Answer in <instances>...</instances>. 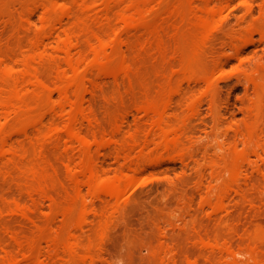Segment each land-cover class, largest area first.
I'll use <instances>...</instances> for the list:
<instances>
[{
	"label": "rangeland",
	"instance_id": "374dc122",
	"mask_svg": "<svg viewBox=\"0 0 264 264\" xmlns=\"http://www.w3.org/2000/svg\"><path fill=\"white\" fill-rule=\"evenodd\" d=\"M3 1L4 2H1L0 0L1 7L5 6L1 8L2 10L0 9V13L2 11V14H0L1 15L0 16V47H1L0 50L1 51L3 50V52L1 53H4L5 51V54L7 55L9 54L10 56H12L14 52L15 54L13 56H15L17 52H19L17 53V55L19 54L22 55L23 53H27V50L29 48L27 49L26 47H29L30 42L34 39L36 33H38L44 26V21L42 18L43 10L40 6L37 5V3L34 2V0H3ZM35 1L38 2V0ZM166 1L171 3L170 0L169 1L166 0ZM177 1L178 0H176L174 3H177ZM33 2L35 4L34 7L32 4ZM30 3L32 4L31 7H30ZM98 4L101 5L100 3H97L96 7L98 8H95L93 11L88 13H86L87 11H85L84 13H82V15L86 13L84 16L85 18L86 16L92 17L90 18L92 21L90 20L89 21L91 22V24H94V26L92 25L93 28L97 24H98L97 28L100 27L103 28L105 27V25L106 26L108 25V23L106 24L104 23L105 22V16H104L105 13L103 14L104 8H100L101 6H99ZM154 4L157 5L155 6ZM154 4L153 6L156 8H154V11H152L151 14L149 13L151 15L149 16V19L154 21V18L157 20L162 15L161 16L162 18L160 17L161 20L163 19L162 21L170 22V24L172 25L173 23H175V25H173L174 26L173 28L170 27V31H169V27H167L168 30L166 29L167 30L166 33H168V31L170 33L164 34L165 39L166 38L168 39V37H170V39L166 41L168 45L166 44V42H164V44H166L167 46H165V48L163 47L165 49V52H167L168 57L166 55L164 57L163 53H160L163 54L162 55L163 57L162 56H161L162 58L160 57V54L158 52L160 51L164 52V51L161 50L162 47L159 48L160 51L158 50L157 48L158 44H156L157 42L156 43L154 41L150 43L148 42V40L151 41L150 40L151 36H149L150 31L148 30V28L146 27L144 29L142 28L143 30H138L141 29V27L138 29L137 28L125 29L124 31H126L127 33L123 32L122 34L120 32V34H122L121 39L122 38L126 39L124 40L125 42L128 39V41H130V44L132 42L134 43L136 42L133 45L134 47H132L133 49L131 48L133 52L138 51L140 47V50L136 53L134 52V54L135 55L137 54V57L139 59L143 57L142 59L137 60L138 59L137 57H136L137 59L133 58L135 57L134 54H132L133 56H131L133 59L132 61L133 63L130 62L131 60L129 61V59H127L130 62L131 67L134 66L133 64H135V61H137V64L135 65H137V69L139 68V70H137L136 67L134 66V68L132 67L134 71L131 69L128 73L129 75L128 74L123 75L125 77H123L122 74L119 75L120 79L119 76H117L118 78L117 77L113 78L114 75L112 73H109L111 77L108 74V78L107 75H101L99 77V75L96 74L95 71L94 77L95 79L97 77L96 79L97 81H95L96 85L95 84L94 85L95 87L97 86L98 89L95 90L93 85L89 83L90 84V85L88 84L89 92H86L87 94H85L86 95L85 97L87 98H85L86 101L84 105L90 117L89 119H87L88 121L85 120L84 122L81 121L82 123H78V129H81L82 132L87 135L91 133L93 134V132L96 133L100 132L101 133L99 136L100 139L101 138L103 140L107 139L106 141L108 144L110 142H113L112 144L110 143L111 145L109 144L111 147L107 145L108 148L106 146V149L105 148L104 150L100 149V154L98 150L96 151L97 148L93 147L92 154L96 159L95 160L96 164H98L96 166L101 170L103 168V171L105 170L104 176L106 178L115 179L116 177L119 176V174L121 176L129 175V177H131L133 181L126 192L125 194L126 196H124V199L120 201V204H115V202H112L113 206L111 205L110 199L109 202H107L108 198L105 199L106 201L103 200L105 198L104 195L95 194L93 196L92 195L89 196L87 189H84V194H86V196L88 195L89 197L88 218H90V221L92 222H90L91 224L85 226L87 227L85 228V231L83 230L80 232V230L78 231L76 230L77 231L76 234L79 238H81L85 246L91 247L93 249L95 253V260H93V262L89 260L84 261L85 262L84 263L83 259H81L79 256L78 264H163V263L165 264L166 262L168 264L169 263L168 261L172 262L173 259H177V261L179 262L178 264H188L187 263L188 261L186 259L189 258L187 257H190V259H192V261H195L196 264H225V263L227 264L226 261L225 262L223 261L224 258H221L227 254L225 253V250L223 251L226 242L230 244L234 249H236L235 251H239V252L240 250L241 251L246 250V249L243 250L241 248L248 249L249 247L250 248L249 251L252 250L253 249L252 245L258 247L259 248L258 253L254 254L253 257H255V255H259L256 256L255 258L260 260V262L262 263H260L258 260L254 259L253 257L251 258V260L253 259L252 261L254 263L252 261L248 262L247 258L249 257L247 256L243 258H240L242 257V255L239 257L238 256L235 257L237 260H241L239 261L240 264L241 263L263 264L264 263V175L263 174L261 175V173L255 168L254 164L253 166L247 165L248 167L246 166V168H248L249 172H247L246 169V174L249 177L247 178L248 183L246 184L248 185L246 186V184H244L243 185L244 189L243 191L240 192H237L235 188H231L228 193L229 196L227 195L228 198L227 199L225 198V200L223 201L221 200L219 195L221 192L220 189L222 188L221 184H224L225 182L222 181L224 183H220V181L219 182L215 181L212 178V175L210 174L211 171L210 168H212L214 162L220 160L218 164L220 165L224 164V165L222 166L218 165L219 167L217 166L218 167L217 170H219L218 172H222L221 173L222 179L225 180L230 175V174L227 175L224 167L226 164L229 165L230 163L231 165V163L233 162L230 160V159L233 160V153L230 152L228 153L227 151H233V148L235 149L237 142L240 141L239 137H236L238 135H237V131L235 130H237L239 126L241 127L245 123H250L251 121L250 117H252V112L247 108H250L249 106H251L252 102H254L255 100L258 101V97H259L257 93L258 90L256 89L255 84L252 83V77L254 78V76L257 73L261 77V79L262 77L264 79V74L263 76L259 74L260 70L262 69L264 70L263 68L264 41L263 42L261 41V38H259L260 36L256 35L257 33H254L253 35L252 31H250L251 30L250 25L252 26L254 24V26H257V24L261 23L260 21L262 22L264 21V20H260L261 18L264 19L262 17V15H264V0H234L232 2L233 5L230 4V6L228 7L229 9L227 8L224 13L225 15L223 14V17L218 20V23L213 31V33L216 31L214 33V37L215 36L218 37L213 38L214 40H212L210 44L205 48V53L203 54L202 58L204 59L206 58V60L203 59L204 60L203 63L205 65L201 62L203 66V67L200 66L201 72H198L200 71L198 67H197L198 71L196 70L199 77L205 76V74L207 73V75L210 77V80L213 81V82L210 81L209 83H204L202 80H201L202 82L195 80L194 77L197 75V73L195 75V73L191 71L185 72V70H183V63L179 64V62H177L181 59L180 57L181 54L177 52L178 51L177 49H175L176 46L174 47V45H176L177 42H174L176 40L173 39L172 37L173 34H177L179 32L182 33L184 31H180L182 30L179 26L180 21L176 19H171L166 13V11H164L166 13L165 14L162 12L163 10L161 11L159 10V6H160L159 0H155ZM248 6H252V12L248 11L249 10ZM29 7H30V9H28L29 11L31 12L35 11L33 12L34 14L32 13L33 23L29 22L30 12H28L27 14L28 11L27 8ZM36 7L39 9L37 10ZM156 13L157 15H159V17L158 16L155 17ZM166 17H168L167 21H166ZM74 18L75 17H73L72 19ZM112 18L113 20L115 19V21L117 22L116 23L111 19L114 23H116L117 27L112 25L114 24L112 21H111L112 22L111 26L114 28H119V31H121V28L123 27L121 26V23L117 21V19L114 18V16ZM75 19L72 21L71 19L65 18V21H67V23L66 22L63 23L64 25H62V27H60L61 25H59V23H56L57 24L56 27H60L57 28L58 30L62 28L64 29L65 27L72 28V24H74V22L76 23ZM95 19L97 20L94 21ZM99 19L101 20L100 23L104 24V26L102 25L99 26V22H98ZM170 20L173 21L171 22ZM225 20H227L228 22H230L231 20L230 23L233 24V25L231 24L232 25L231 27H228L229 35L226 34L227 29H226V24L224 22ZM102 21L104 22L102 23ZM176 21L178 22L179 25L176 24L177 23ZM96 22L97 24L95 25ZM65 24H67L68 27ZM118 24L120 25L119 27ZM177 27L180 29L178 30ZM231 28L234 30H230ZM131 29L136 31H133ZM224 29H226V32ZM58 30L56 31L58 32ZM128 30H130L131 32L130 31L128 32ZM56 31L54 32V35L57 34V37L58 35H61V33L63 34L61 30H60L61 33L60 32L57 33ZM146 31L148 34L146 33ZM223 31L225 32V35H223L224 34ZM251 34L253 36H251ZM84 35L85 34L83 32H80L78 30L77 39L79 41L81 40V45L83 47H85L84 43L86 41L85 39L86 35L85 36ZM145 36L148 38V40ZM187 36L189 39L191 35H187ZM232 36L234 38H232ZM236 36H239V38L242 37V39H239ZM57 37H54L55 40L57 39ZM143 37L145 41L143 42L144 39H141L143 43L139 42L138 44L140 38ZM195 37L197 36H194V38ZM83 38L85 41L83 40ZM194 38L192 36V39H189L190 44L192 43V40ZM188 39L185 38L186 41ZM29 40L30 42L28 45ZM231 41L234 42L232 43ZM153 42L156 45L155 44L153 45ZM244 42L246 43L245 44L246 46L244 45ZM136 44H138L139 47ZM194 44L195 43H193V45L191 44V46L194 47ZM22 45L23 48L25 49L21 47ZM169 45L171 46L173 45V47H171L173 50L170 49L171 52H169L170 50L167 51L166 49V47L170 48ZM19 46L24 50V52ZM48 46L42 49L43 53L44 51H48V52H45L43 55L36 56L38 57V59H36L35 57L33 62H36L35 60H37L38 62H36V64L33 63L34 64L33 67L36 71L39 69L37 72L40 73L39 76L43 80H47L46 82L50 81L51 84L52 83L54 84L55 82L53 81L56 80V78L54 79V77L57 76L56 74L57 72H55L57 71L56 69H58L57 64H62L60 62H62L64 58H61L62 56H59V54L57 53L56 54L53 53L56 52L55 49H53V44H49ZM154 46L155 47L157 46L156 47L157 50L155 49ZM126 47L127 44L124 45L122 44L120 46L119 51L122 50L123 48L125 52L123 50L122 52L121 51L119 52L117 50L118 51L117 53L120 55L119 56L117 54V58L121 57L122 54L120 53H123L124 55L126 54L127 57L131 59L129 55L131 53V50L130 49L127 50ZM147 47L152 48L153 50L148 49ZM15 48L16 49L20 48V49L16 50ZM144 48L146 49V51L148 49L149 52L151 50V53L148 52L146 54ZM208 48L211 49L207 50ZM9 50L12 52V53L10 52L11 54L9 53ZM109 50L111 51L112 49ZM20 51L22 54L20 53ZM74 51H76L75 52L76 55L78 49L76 50L75 48L73 50V53ZM173 52L175 53L177 52V54H180L178 56L180 57V59L176 58L177 55L174 56L175 53L173 54ZM51 53L52 56H50ZM57 56L58 58L60 57L59 60L57 59ZM50 57H52V59ZM170 57L171 58L175 57V59L170 60ZM55 59L57 60V62ZM163 59L165 62L163 61ZM180 62H182V60ZM201 63L199 64L201 65ZM179 65L181 66L179 67ZM202 70H204V72L206 70V73H203V75H202L203 72ZM131 72L132 73L136 72L135 76H133L134 74H132ZM261 72L264 73V71ZM199 73L201 76L199 75ZM98 77L100 80L98 79ZM211 77L213 79H211ZM255 77L258 78L257 75ZM97 82L99 85H97ZM205 84L208 85L206 86ZM90 86L94 88L93 90L94 94L92 91L93 88L91 89ZM169 87L170 90L172 91L171 93L174 94L170 93V90H168ZM163 89H165L164 91H166V96H161V95H165L163 93L164 91H162ZM210 90L214 91L212 98L210 97L212 95V92H210ZM90 91L92 93H90ZM207 92H210L211 95L210 93L208 95ZM262 93L263 92H261V96H263L262 100L264 102V95H262ZM256 94H257V98H256ZM170 95L173 97L171 99L173 101L172 105L173 104L174 105L170 108L172 110H169L171 112H168L167 114V117H169V119L171 120L167 119V121L168 122L173 121L174 126L172 125V123L170 122L169 123L170 125H172L173 129L176 128L178 129V131H176L177 133L179 131H182L180 132L181 134H179V136L180 138L183 137V139H181L182 143H180L179 146L180 148L178 147L179 149L176 148L175 151L174 150L168 151L169 152L168 153L167 151L165 152V150H161V148L158 147V149L160 150L159 151L157 147L154 145V144L157 145V143H153V141L157 142V137L155 138V140H153L154 139L153 137H150V136H154V137L156 136L155 135L156 128L152 126L154 117L146 108L148 107L147 104L148 101L150 100L162 101L161 99L165 100ZM56 96L58 97L57 94ZM145 96H150V98L152 96V99L148 97L147 99ZM159 96H161L162 98H159ZM213 98L216 106L215 104H213ZM190 99L194 102L196 108L192 106L193 105L192 101L191 103L187 102L190 101ZM187 104L189 106L192 104L191 109H188L186 107L188 106ZM253 105L254 104H252V106ZM194 108L195 110L193 111ZM263 108L264 107H262L261 109L263 110ZM247 110H249L251 113H249V111L247 112ZM147 112L149 113V115L147 114ZM261 113H263V115ZM262 117L264 120V110L260 111L259 120L254 119L255 117H252L251 122H259L262 119ZM47 118L49 119V120L46 119L47 122L51 121L50 120L51 117H47ZM57 118L60 120V118L62 117H57ZM253 120H257V121H253ZM61 121H60V126L62 127L61 123H63V121L62 122ZM5 122L6 120H3L4 124H8V125L11 124V122L10 123L9 122L5 123ZM262 125L263 126H261V128H264V124ZM243 128H246V126L244 125ZM116 129L118 130L116 131ZM151 133L152 134L154 133V135H152ZM35 134L36 133L33 132V136L31 137V139L26 140L27 138L21 133L20 135L19 132L14 133L13 137L15 136L14 138L17 139L19 138V140L16 139L12 141V144L14 142L15 145H18V146L14 145L15 148L17 149L19 148L20 150V148L23 147L21 146V144H20L21 147H19V142H17V141H21L25 144L24 146H27V149L29 150L27 149L26 150L27 152L29 151L30 154L29 152L28 154L26 152L25 155L24 154L22 155L21 153L22 151L18 150V152L16 153L15 152L16 149H15V151L3 157V160H0V241L3 240V242H5L4 244L6 245L5 246L6 248H4V245L1 242V246L3 245L2 247H0L1 264L5 263L4 259L8 254H11V251L12 254L13 252L15 253L18 252L17 255L16 254L13 255V256H17L15 258L17 259L18 264H28V263L32 264V262L38 264L40 260H41L40 263L43 261L44 263L47 264H64L65 262V259L62 258H56L58 260L52 259L50 258V256H48L49 259L47 258V255H49L48 253L49 246H47L48 245L47 241L45 242L43 241V243H41L43 240L42 239L43 235L41 234L45 232L48 233L47 232L48 229L46 230V228H52V230L55 229L54 231H62V229L65 228V224H63L64 223L63 215L61 214L59 209L54 207L53 202L50 199L51 197L54 196L57 197V195H59L60 199L58 197L57 198L59 200L56 198L55 199L63 205L65 201L67 202L68 196L74 194L73 192L74 188L73 189L70 188L73 187V184L71 182V179L68 178L70 177V171H69V167L67 166L74 168L77 166L75 164L79 163L78 162L79 152L77 150L78 146L71 144L72 147L75 146V149L71 148L70 144L68 146L64 134H63L64 136L62 134L61 135L63 136L65 141L63 140V138H61L62 140H60V138L54 137L53 141L51 142L48 139L50 138L49 136V137H45L46 138L45 140H48L46 141L47 143L44 140L45 143L43 142V144L45 146L43 144L41 146L40 144L42 143L43 139L41 137H40L41 139L39 137H38L39 139L36 138ZM104 134L105 135L107 134L106 135L107 138L105 137ZM34 136L39 141L36 139H32L34 138ZM132 136H138V137L140 136L139 138L137 137V139L134 138L135 141L137 140V142H140V140H142L143 142H145V140L146 142L147 141L149 142V137L150 140L151 138L153 140L150 141L149 143L147 142L148 145L145 143L147 146H145L144 143H142L141 141L143 145L141 143H138V146L140 144V148L142 147L141 148L142 150L137 146L140 150L137 151L138 148L136 147L134 151L131 150L130 152L131 155L134 154L133 157L131 156L132 161L134 160L135 162H140L141 159L144 158L142 160L143 164L140 162L142 164V165L140 164L141 171L139 170L137 171V173L135 171L133 172L131 169L132 166L131 160L128 161L127 159H125V157L123 159V155L121 154V151H119L120 150L119 143H121V145L123 143L124 144L127 143L128 146H131L133 144L132 141L134 139H132L133 138ZM143 136H145L144 137L145 140ZM219 136H222V138H220ZM214 138L217 139L216 142H214L215 141ZM237 138L238 141H236ZM57 139H59L61 142ZM219 139L220 141H224V145L222 144L223 142L219 141ZM129 140L131 141L132 144L130 143ZM33 141L34 142L37 141L38 144H35L37 142L33 144ZM114 141L116 143H114ZM218 141L225 147L224 149L225 153L227 152L231 156V158L229 155H228L229 158L226 156V158H228L227 161H224L226 162V164L223 163V160L219 159L220 156L218 154L217 157L218 156L219 157L218 158L216 157V152L212 151L214 150V148H212V144L214 145ZM31 142L36 149L38 148L37 150L39 152L40 149L42 148L44 149V151L43 149L41 151L43 152L42 155H38L39 158L41 156L40 162L42 161L44 162L43 159H45V162L47 160L48 164L47 163L45 164L44 162L43 165L44 164L45 166L49 165L47 166L48 168L49 167L53 169L55 168L54 170L49 168L48 172L46 171L47 176H45L43 179L48 185V187L50 186L49 189H51V185H52V190H49V192L51 191V193L48 192V195L50 194L51 197L48 195L42 197L41 195H38L37 192L33 190V188H32L33 192L30 189L31 187L34 186L33 185L34 182H36L37 184V182L39 181L38 179H35L32 176L33 173L31 171L29 172L32 175L29 174V172L28 174L26 172L27 168L29 169L28 162H31V160L29 159L30 158L32 159L33 155L35 157L36 154V152H34L36 151V149L34 150V146L31 144ZM149 144H150V148H149ZM37 145L40 147H36ZM208 145H210L211 147ZM238 145H239L238 149L241 151L245 148L244 145H242V143ZM117 146L119 147V149ZM30 147L31 149L33 148L32 153L30 151ZM132 147L131 149L135 148ZM146 147L149 148L148 151H147L148 148ZM155 147L157 150L155 149ZM205 148L209 149L208 154L209 153L210 154L209 155L207 154L208 157L204 153L206 151ZM23 149L21 148V150ZM117 149L120 153L117 151ZM144 151H146V153ZM24 152L25 150L23 151V153ZM116 153H119V156L122 157H118V154ZM227 153L225 155H227ZM13 154H15L16 156ZM19 154H21L20 157L23 156L25 159L21 158L22 159L21 160L20 158H17V156L19 157ZM26 155H29L27 158L28 162L26 160L27 157ZM43 155L45 157L42 158ZM141 155H143L141 159L138 158ZM144 155H146V157H144ZM6 157L9 158L7 159ZM10 158L12 159L11 161L14 160L16 162H10ZM39 158L36 159L39 160ZM68 159L69 161H67ZM137 159L139 161H137ZM253 159L254 160L256 159V165L259 164V166L263 167L264 169V162H262L264 160L261 159L262 160L261 161L259 160L260 158L258 159L255 156L253 157ZM257 160H258V164H257ZM127 161L131 162V164L128 163ZM19 162L21 163L19 164ZM22 162L25 166L28 163L27 167L23 166ZM12 163H14L15 165L18 163L16 165L17 168ZM128 164H130V166H128ZM19 165L24 167L26 171L24 170V168H22ZM15 168L18 174L15 171ZM220 169L224 170L225 172L220 171ZM256 170L258 173L256 172ZM21 171L26 173L28 175V178L32 176L31 179L32 180L35 179V181L29 179L31 180L29 182L30 183L32 182L31 184L27 183L28 178L26 182L21 181L24 184L25 189H21L23 187L22 186L23 184H21L18 180V177L19 178L22 177V176L20 177L19 175L21 174ZM206 171L209 173H207ZM49 172H51V174H54V176L51 175ZM200 172L204 174L200 175ZM55 174L58 175L57 178L55 177L56 176ZM48 175L52 176V180L54 179L55 183L56 180L59 179L58 181L61 182V184L58 182L56 184H54L53 182H52L53 184L50 183L52 180L51 178L47 179L49 177ZM26 177L24 178L26 179ZM22 178L20 180H22ZM229 178H231V176ZM48 180H50V182ZM229 180L231 182V179ZM230 182L228 181L226 183H230ZM25 183H27V185L29 186V189L27 188L28 190L26 189V187L28 186H25ZM17 184H19V186L21 187L19 188ZM36 184L35 186L38 185ZM63 184L65 188L64 186L61 187ZM211 184L213 186V190H211L212 187L210 189ZM69 189L72 190L69 191ZM199 189H201V192ZM68 191L70 195L68 194L67 197L65 198L66 195L64 194L65 192L67 194ZM212 191H214V193H212ZM62 194L64 195V197L60 196ZM102 196L104 197L103 199ZM47 197L48 198L50 197L49 198L50 201L47 199ZM99 197H101V199ZM63 198L66 200L63 201ZM33 199H35L36 201L34 202ZM113 207L114 209H116L117 207V209L113 210ZM224 209L226 211H224ZM227 210L229 211L227 212ZM57 213L59 215H56ZM102 218H105L106 220L108 219V221L104 222L106 220ZM101 219L104 221H102ZM99 222L100 225L101 223H104L102 225L106 227L104 234L101 233L102 230L100 225L98 224ZM105 223L107 225H105ZM40 227H44L43 229L44 232L43 230H41L39 233ZM99 228L101 231L99 230ZM52 230L50 229L48 231H52ZM70 230H74L73 227L70 228ZM10 232L13 235L11 237L13 242L10 239V235H11ZM37 235L40 236L38 237ZM17 238L18 240L21 241L20 243L22 244V246L20 245L19 242L17 241L16 243L14 242L15 239ZM40 238L41 241H39ZM32 241L38 242L39 244L41 243L44 249L41 248L42 246H40L38 251L35 252L36 260L25 261L23 260L24 258L23 248L25 247V251L28 252L29 245L30 243H32ZM1 248L2 249L4 248V250L2 251ZM260 248H262V252ZM5 249L7 250V253ZM19 251H21V253ZM41 251L43 253H41ZM259 253H261V255ZM38 254L39 256L41 254V256L39 257ZM2 258L3 260H1ZM66 263L67 262H65V264ZM75 263H77V260ZM172 263L174 264V261Z\"/></svg>",
	"mask_w": 264,
	"mask_h": 264
},
{
	"label": "bare ground",
	"instance_id": "6f19581e",
	"mask_svg": "<svg viewBox=\"0 0 264 264\" xmlns=\"http://www.w3.org/2000/svg\"><path fill=\"white\" fill-rule=\"evenodd\" d=\"M172 1L170 0L171 3H169L166 0H159V5H160L159 10L160 11L163 10L162 11L163 13H165L164 11H166V13L168 14V16L171 19H176V20L180 21L179 22L180 25L178 24L177 21H176L177 22L176 24H178L180 26V28L182 29L180 31H184L182 33L181 32L177 33L178 32L177 31L176 32L177 34H173L172 38L176 40L174 42H177L176 45H174V47L176 46L175 49H177L178 50L177 52L180 53L181 55L177 54V52L176 53L173 52V54L175 53L174 56L177 55L176 58L180 59V57H181L180 60L178 59L179 61H177V60L176 61L179 62V64L183 63V70H185V72L191 71V72H194L196 75V73L198 71L197 67L200 70V68H201L200 66H202L203 61L206 60V58L205 59L202 58L203 54L205 53V48L210 44V42L212 40H214L213 38L218 37V36L214 37V33L216 31L213 33L214 28L218 23V20L223 17V14L225 13L226 9L230 6V4L233 5L232 2L234 0H178L177 3H174L176 0L173 2ZM1 2H4V1L1 0ZM34 2L37 3V5L40 6L43 10L42 18L44 21V26L38 33H36L34 39L32 38L33 40L31 42H30L31 39L28 41V45H29V42H30V45H29V47H26L27 49L29 48L28 50L26 49L27 53L22 54L20 51V53L22 55H20V54L17 55V53H19V52H17L16 55L13 56L15 54V52H14V54L12 56H10L9 54L8 55L5 54V51H4V53H1V52H3V50L2 51L0 50V160H3V157L12 153L13 151H15V149H16L15 152L16 153L18 152L19 148L18 149L15 148V146H18V145H15L14 142L12 144V141L17 139V138H14L15 136L13 137L14 133H17V132H19V135H20V133L22 135H24L27 138L26 140L31 139V137L33 136V132L36 133L35 134L36 138L41 137L43 139L42 143L39 142V143H41L40 144L41 146H42L44 140L46 139L45 137L50 136V138H52V139H50V138H48V139L52 142L54 137L60 138V140H62L61 138H63L64 135H65V140L68 143V146H69V144L78 146L77 150L79 152L78 153L79 154V161H78L79 163L78 164L76 163L75 165H77V166L74 168L67 166V167H69V171H70V177H68V178L71 179V182L73 184V187H70V188H72V189L74 188V191H73L74 194L73 195L69 194V191H71L72 189L71 190L69 189L67 194L65 192V194H64V195H66L65 198L67 197L68 194L70 196H68L67 202L65 201V203H63V205L61 203H59V201L56 200L59 198V195H57L58 198L56 196L51 197L50 194L48 195L49 190H52V185H51V189H49L50 186L48 187V185L46 184V182L43 179L45 176H47L46 171L48 172L49 168H51V167L48 168L47 166H49V165L45 166V164L47 163V160L45 162V159H43L45 162L44 165H43V163H44L43 161L40 162L41 156L39 158L38 155H42L43 152H41V151L43 148L40 149V152L37 150L38 148L37 149L35 148V146L33 144L37 141H35V142L33 141V144L31 142V144L34 146V150L36 149V151H34V152H36L35 157L33 155V158L29 159V160H31V162H28L27 158L29 155H26L27 156L26 160L29 163V169L27 168V171H26L24 167H22L21 165H19V166L24 168V170L27 172V174L29 171H31L33 173V175L30 172H29V174H31L35 179L39 180L37 182L38 185L36 184V182H34L37 186H35L34 183H33V185L35 187L34 186L31 187V185H30L31 191L32 192H33V190L36 191L37 194L41 195L42 197H45L47 195L50 196L51 197L50 200L53 202L54 207H56L57 209L60 210V212L64 218V220H63V222H64L63 224H65V228H63L64 230L62 229V227H61L62 231H54L55 229L52 230V228H46L45 227L46 230L51 229L52 231L47 230L48 233H46V232L42 233L41 232L42 233L41 235H43V238H42L43 240L41 243H43V241L44 242L47 241L48 245L47 244L46 245L49 246V250H48L49 255H47V258H48V256H50V258L55 259V260H58L56 258H62V259H65V262H67L66 264H72V263L74 264L77 260V263H75V264H78L79 263L78 258L80 256V258L83 259V262L88 261V260L93 262V260H95V253H94L93 249L91 247L85 246L84 242L76 234V232L78 230H80V232L83 230L85 231V228H87L85 226L91 224L90 222H92V221H90V218H88V211H89V197H88V195L89 196H91V195L93 196L95 194L104 195L105 198L102 196V199L104 198L103 200L106 201L105 199L108 198L107 202H109V199H110L112 206H113L112 202H115V204H120V201L124 199V196H126L125 194H126L128 188L130 187V185L132 184L133 179L131 177H129V175L128 176L124 175L125 176L124 177L123 175L121 176L120 174H119L120 177L117 175L118 177H116L115 179L114 178L113 179L106 178L104 176L105 170L103 171V168L101 170L96 166L98 164H96V161H95L96 159L94 158V156L92 154L93 153L92 149H93V147L94 148L96 147L97 148L96 151L98 150V152L100 154V149H103V150H104V148L106 149V146L109 145L110 143L112 144L113 142H110L108 144L106 141L107 139H105V140H103L102 138L100 139V137H99L101 134L100 132H97V133L93 132V134L90 132L92 134V136H91V134H88L91 136L90 137L87 134L83 133L81 129H78V123H82L81 121L84 122L85 120L89 119V117H90V115L87 113V109L85 108V105H84V103L86 101L85 98H87V97H85L86 96L85 94H87L86 92H89L88 84L89 83L92 84L93 87L95 88V90L98 89L97 86H96L97 88L95 87V85H96L95 81H97L96 80L97 77H96V79L94 77L95 71H96V74L99 75V77L101 75H107V78H108V74L112 73L114 75V77H113V75H112V77L116 78L117 76H119L121 74H122V76L127 75L129 73V71L132 69V67L134 68V66L137 69V65H135V64H137V61H135V64H133L134 66L131 67V65H130V62L133 61L131 56H133L132 54H134V52L136 53L140 50V47L138 44H139V42H142L141 39H144V37L140 38V41H138V44H136V45H138L139 50L137 49L138 51L133 52L132 47H134L133 45L136 42L135 43L132 42L133 44L132 43L130 44V41H128V39H127L128 42L127 41L125 42L124 40H126V39H124V38L121 39V37H122L121 35L123 34V32H126V31H124L125 29H130V28H137L138 29L141 27V29H138V30H143L145 27L148 28V30L150 32L148 30L147 31L150 33L149 36H151V39L149 38L151 41L148 40V38L146 37L147 35L145 36L147 38L148 42L149 43L152 41H154L155 43L157 42L156 44H158V47L157 46L156 47L158 48V50L160 47H162L161 50L164 51V52H161L160 50H159L160 52L157 51L159 54L160 53L164 54V55L160 54V57L162 55L164 57H165V55L168 57L167 52H165L164 48H165V46L168 45L166 41L168 39H170V37H168V39L167 38L165 39L164 34L170 33L169 32L170 27L173 28L174 27L173 25H175V23H173V25H172V24H170V22L162 21L163 19L162 20L160 19V17L162 15L159 17V15H157V13L155 16V17H157V16L159 17L157 20L155 18H154V21L149 19V16H151L150 15L151 12L154 11V8H156L153 6L155 0H38V2H36L34 0ZM34 2L32 3L33 7L35 5ZM97 3L101 4V5L98 4L99 6H101L100 8H104V10L103 9L102 10H103V14L105 13V15H104L105 16V22L102 21V23L103 22L105 24L108 23V25L107 26L105 25V27H103V28L102 27L97 28L98 24L96 22L95 25L96 24L97 25L94 27L95 28L94 29L93 28L94 24H91V22H90V21H92L90 19L92 17L86 16V18L88 17L87 18L88 20H87L84 16L86 13L93 11L95 8H98V7H96ZM156 3H157V1H156ZM32 4L30 3V7L32 6ZM2 7H5V6H2ZM2 7L0 5V9ZM30 7L27 8V10L30 9ZM248 7H249L248 11L252 12V6H248ZM38 9L39 8H37V10ZM25 10H26V7H25ZM75 10H77V11H75ZM4 11H5V9H4ZM85 11H87V12L84 15H82V13H84ZM28 12H30L29 13V22L33 23L32 13L35 11L31 12L28 10L27 14H28ZM0 14H2V11ZM110 14H112L114 16V18H116L117 21H119L121 23V26H123L122 28L120 27L121 31H119V28H114L111 26V23L113 21L114 22H116V21H115V19L113 20V18H112L113 16ZM160 14H162V13H160ZM73 17L76 18V19L74 18L76 20V23L74 22V24H72V28H66L64 26L65 27L64 29L63 28L59 29V30L57 29V28L62 27V25H64L63 23H65V22L67 23V21H65V18L71 19L73 21L74 20V19H72ZM262 17L264 18V15H262ZM167 18L168 17H166V21H167ZM96 20L97 19H95L94 21H96ZM164 20H165V18H164ZM227 20H225L224 22L226 24V29H227L226 34L229 35L228 27H231L233 24L230 23L231 20H230V22H228ZM260 20H264V19L261 18ZM260 20H258V21H260ZM170 21L172 22L173 20H170ZM98 22H99V26H101V25L104 26V24L100 23L101 22L100 19ZM260 22L261 23L257 24V26H254V24L252 23L253 27L250 25L251 28L250 27L249 28L251 29L250 31H252L253 35H254V33H257L256 35H259L260 36L259 38H261V41L263 42L264 41V21L263 22L260 21ZM56 23H59V25H61V26L56 27V25H57ZM68 23H69V21H68ZM116 23H114L112 25L117 27ZM70 24H71V22H70ZM65 25H67V24H65ZM119 26L120 25L118 24V27ZM67 27H68V25H67ZM167 27H169L168 33H166L168 30ZM96 28H97V30H96ZM180 28H178V30ZM77 29L86 35V38H85L86 41L83 38V40L85 41V43H84L85 47H83L81 45V40L79 41L77 39V32H78ZM122 29H123V31H122ZM226 29H224L225 32H226ZM56 30H58V32ZM60 30L63 32V34L61 33ZM131 30H133V29H131ZM230 30H234V29L231 28ZM230 30H229V32H230ZM55 31L57 33L60 32L61 35H58V37H57V34L54 35ZM129 31L130 30H128V32ZM133 31H136V30H133ZM147 31H146V33H147ZM219 31H221V30H219ZM120 32L122 34H120ZM173 32H174V30H173ZM225 32L223 31V33H224L223 35H225ZM248 32H249V30H248ZM172 33H171V35H172ZM193 33L194 34L196 33V34L194 35ZM187 35H191L189 39H192V36H193V38H194V36H197L194 38L195 40L194 39L192 40V43H191L192 45H193V43H195L194 47L191 46ZM253 35L251 34V36H253ZM54 37H57V39L55 40ZM166 37H167V35H166ZM236 37L239 38V36H236ZM185 38L188 40L186 41ZM232 38H234V37L232 36ZM164 39H165V41H164ZM239 39H242V37ZM144 41H145V39L143 40V42ZM154 42H153V45L155 44ZM164 42H166L167 45L164 44ZM186 42L187 43L189 42L188 43L189 45ZM231 42L233 43L234 41H231ZM245 42H244V45L246 44ZM49 44H53V49H55V51H56L53 53H55V54L57 53V54H59V56H62L61 58H64L63 61L60 60V61H62V62H60L62 64L55 63V64H57L58 69H56L57 71H55V72H57L56 73L57 76L54 77V79L56 78V80L53 81V82H55L54 84L53 83L51 84L50 81L46 82L47 80H43L39 76L40 73L37 72L39 69L37 68L38 70L36 71L33 67V65H34L33 63L36 64V62H38L37 60H35L36 62H33L35 57L39 56V55H43L45 52H48V51H44V53H43L42 49L46 48ZM120 44L121 45L127 44V47H126L127 50L128 49L131 50V53L129 54L131 59L129 57H127V55L125 54L127 57L126 58L123 53H120L122 55H121V57H119L120 55L117 52L119 51V48L121 46ZM173 44H175V43H173ZM153 45H152V48H153ZM169 46H170V48L166 47L167 51L172 49L171 47H173V45L172 46L169 45ZM245 46H243V47H245ZM21 47L23 48V45ZM128 47H130V48H128ZM156 47H155V49H156ZM20 48H18V49L15 48V49L19 50ZM75 48H76V50L78 49V52L76 55H75L76 51H74V53H73V50ZM147 48L152 49L149 47H147ZM0 49H1V47H0ZM23 49H25V48H23ZM109 49H112V50L110 51ZM148 49H147V51H146V49L144 50V51H146V54L149 52ZM210 49L211 48H208L207 50H210ZM26 50H25V52H26ZM122 50L124 51L123 48H122ZM122 50H120V51L122 52ZM130 50H129V52H130ZM52 51H54V50H52ZM10 52L11 51L9 50V53ZM23 52H24V50H23ZM143 52H142V54H143ZM169 52H171V50ZM140 53H141V51H140ZM149 53H151V50ZM60 54H62V55H60ZM117 54L119 55L118 56L119 58H117ZM138 55H139V53H138ZM179 55H180V57H178ZM50 56H52V53ZM134 56L135 57H133V58H135V59L138 58L137 54L136 55L134 54ZM50 58L52 59V57H50ZM59 58L57 56L58 60H59ZM142 58L143 57H141L140 59H142ZM36 59H38V57H36ZM127 59H129V61L130 60L131 61L129 62ZM140 59L138 58L137 60H140ZM173 59H175V57L174 58L170 57V60H173ZM181 60H182V62H180ZM163 61H164V59H163ZM56 62H57V60H56ZM199 63H201V65ZM181 65H179V67ZM137 70H139V68ZM202 71H203L202 75H203V73H206V70H205V72H204V70H202ZM261 71H264V70L262 69L259 72V74L261 76H263L264 73ZM198 72H201V70ZM135 73L134 72L132 73V74H134L133 76H135ZM194 73H192V74H194ZM136 75H138V74H136ZM199 75H200V73H199ZM256 75L258 76V78L255 77ZM256 75L254 76V78L252 77V83L255 84L256 89L258 90L257 91L258 96H259L258 101L255 100L254 102H256V103L252 102V104H254L253 106L251 104L252 107L247 105L250 107L247 109H249L252 112V117H255L254 119L259 120V113H260V111L264 110V108H263V110L261 109L262 107H264L263 106L264 102L262 100L263 96H261V92H263L262 95H264V79H263V77L261 79V77L257 73H256ZM99 77H98V79H99ZM110 77H111V75H110ZM123 77H125V76H123ZM101 78H103V77H101ZM119 79H120V76H119ZM194 79L199 81V82L202 80L204 83H209L211 81L210 77L207 75V73L205 74V76H202V77H199L198 73H197V75L194 77ZM211 79H213V78L211 77ZM249 79H251V78H249ZM99 80H98V82H99ZM98 82H97V85H99ZM211 82H213V81H211ZM205 85L207 86L208 84H205ZM213 85H214V83H213ZM93 87H91V89ZM211 87H214V86H211ZM94 88L92 89V91L94 90ZM171 88H172V86H171ZM214 89H216V88H214ZM164 90L165 89H163L162 91H164ZM168 90H170V87ZM162 91H159V92H162ZM168 92H167V94H168ZM171 92L172 91L170 90V93ZM210 92H212V95ZM210 92H207V93H208V95L210 93V95H211L210 97L212 98L214 91L210 90ZM90 93H92V92L90 91ZM163 93L165 95H161L160 93L159 94L161 96H166V91H164ZM56 94L58 95V97L56 96ZM93 94H94V91H93ZM171 94H174V93H171ZM161 96H159V98H162ZM145 97L150 98V96H145ZM214 97H215V95H214ZM153 98H154V96H153ZM171 98H173V97L170 95L165 100L161 99L162 101L150 100V101H148V103H147L148 107L146 108L151 113V115L154 117L153 118L154 121H153L152 126L154 128H156L155 129L156 130V134H155L156 136L155 137L150 136V137H153L154 138L153 140H155V138L157 137V142L156 141L154 142L152 140V138L150 140V137L147 136V137H149V142L153 141V143H157V145L154 144L157 147V149L159 147V148H161V150H165V152L166 151L167 152L172 151V150L175 151V149L180 146V143H182L181 139H183V137L180 138V136H179V134H181L180 132H182V131H179L177 133L176 132V131H178V129L176 128L177 126L174 127L176 129H173V127H172L173 121L172 122L169 121L170 123H172V125H170V123L167 121V119H169V117H167V114H168V112H171L169 110H172L170 108L174 105V104L172 105L173 101ZM256 98H257V94H256ZM150 99H152V96ZM155 99H157V98H155ZM146 100H144V101H146ZM186 100H189V99H186ZM191 101L192 100L190 99V101H187V102L191 103ZM145 104H146V102H145ZM213 104H215L214 98H213ZM191 105L190 106L188 105L186 107L188 109H191ZM192 106L195 107L194 102H193ZM215 106H216V104H215ZM144 108H145V106H144ZM195 108L193 109V111L195 110ZM249 110H247V112ZM250 111H249V113H251ZM253 112H254V114H253ZM147 114L149 115L148 112H147ZM261 114L263 115V113H261ZM152 116H150V117H152ZM168 116H170V115H168ZM261 116H260V118H261ZM47 117H51V119H50L51 121L47 122V120H49ZM57 117H62V118H60V120H59ZM252 117H250L251 121H252ZM56 118L59 120V123H58V120ZM3 120H6V122H9V123L11 122V124H9V125L4 124ZM61 120L63 121V123H61L62 127L60 126ZM150 120H152V119H150ZM169 120H171V119H169ZM257 120H253V121H257ZM251 121H250V123L244 124L246 126V128H243L244 125H242L243 126V127L241 126L242 128L239 126L240 128L238 127V129L236 128L237 130H235V131H237V135H238L236 137H239L240 141H238V138H237L236 141H238L239 143L237 142V145L235 144L236 145L235 149L233 148V151H227L228 153L229 152L233 153V160L230 159L231 161H233L231 163V165L229 162H228L229 165L226 164V162H224V161H227L229 158L228 157L229 154L227 152H226L227 155H225L226 154L224 151L225 147L223 146L224 141H220V139H219L220 142H223L222 143L223 145L221 143H219V141L214 145L212 144V148H214V150H212V151L216 152V157H217V154L220 156L219 159L223 160V163L226 164L224 169H225L227 175L230 174L227 178L225 177L226 178L225 180H223L222 176H221L222 172H218L219 170H217V168L219 167L218 165H220V164H218V162L220 160L217 161V159H216L217 162L213 161L214 164H213L212 168H210L211 169L210 174L212 175V178L215 181H218V182L220 181V183L225 182L224 184H221L222 185V188L220 189L221 192L219 190V192H220L219 196H220L221 200H223V201L225 200V198L226 199L228 198L227 195H228L231 188H235L237 190V192L243 191V189H244L243 185L248 183L247 178L249 177L246 174V169H247V172H249L248 168H246L247 165L253 166V164H254L255 168L261 173V175L262 174L264 175L263 167L259 166L258 160H257L258 165H256V159L255 160L253 159V157L255 156L258 159L260 158L259 160H261V159L264 160V155H263L264 154L263 153L264 152V131H263L264 128H261V126H263L262 124H264V120L262 117V119L259 122H251ZM262 121H263V123H262ZM259 123H260V125H259ZM150 124H152V123H150ZM246 124H248V125H246ZM117 130L118 129H116V131ZM145 133H147V132H145ZM145 133H144V135H145ZM148 133H149V130H148ZM61 134L62 135L64 134V135L62 136ZM106 135H105V137L107 138ZM152 135H154V133ZM102 137H103V135H102ZM132 137H131L132 139H134V138L137 139L138 136H132ZM144 137L145 136H143V138ZM219 137L222 138V136H219ZM219 137H217V138H219ZM36 138L34 136V138H32V139H36ZM38 139H36V140H38ZM214 139H215L214 142H216L217 139L216 138H214ZM17 140H19V138ZM57 140H59V139H57ZM63 140H64V138H63ZM144 140H145V138H144ZM46 141H48V140H45V142ZM55 141H56V139H55ZM141 141L142 140H140V142H137V140L135 141V139H134L132 141L133 144L130 141V143L133 145V147H132V145L128 146L126 142H125L126 144L123 143L124 145L123 144L121 145V143L118 142L120 144V146H119L120 150L119 151H121V154L123 155V159L125 157V159H127L128 161L131 160V162H132L131 169L133 172L135 171L136 173H137V171L140 170L141 165L143 164L142 160L144 158L141 159V157L143 155L138 157L141 159L140 162L142 164L140 162H135L134 160L132 161V157L134 154L132 152L133 155H131L130 152H131V150L134 151L136 149V147L138 146V143H141ZM17 142H19V147L23 146V147H21L22 149L24 147H26L23 150H21V148L19 150V151H22L21 152L22 155L23 154L25 155L27 150H29V149H27V146H24L25 144L23 142H21V141H17ZM147 142H146V140H145V142L142 141V143H144L145 146L148 145L149 142L148 143ZM214 142H212V143H214ZM22 143H23V145H22ZM114 143H116V142L114 141ZM153 143H151V144H153ZM241 143L245 147V148L243 147L244 149L242 151L238 149L239 148L238 144H241ZM20 144H21V146H20ZM35 144H38V142ZM58 144H60V143H58ZM72 145L70 147L75 149V146L72 147ZM110 145H109V147H111ZM210 145H211V143H210ZM210 145H208V146H210ZM31 147H30V151L32 153L33 148L31 149ZM36 147H40V146L37 145ZM119 147H118V149H119ZM131 147L132 148L135 147V148L131 149ZM138 147L140 148V144ZM156 147H155V149H156ZM233 147H234V144H233ZM107 148H108V146H107ZM139 148L137 149V151L140 150L142 147L140 149ZM146 148H148V147H146ZM149 148H150V144H149ZM149 148L147 149V151L149 150ZM208 148H205L206 151L204 150L205 155H207L209 152ZM118 149H117V151H118ZM24 150H25V152L23 153ZM103 150H102V152H103ZM144 150H146V149H144ZM210 150H211V148H210ZM43 151H44V149H43ZM28 152H27V154H28ZM144 152L146 153V151H144ZM119 153H116V154H118V157H122V156H119ZM29 154H30V152H29ZM140 154H141V152H140ZM13 155H15V154H13ZM20 155L21 154H19V157L17 156V158H20V159L24 158L23 156L20 157ZM146 155H144V157H146ZM208 155H207V157H208ZM226 156L228 158H226ZM9 157H6V158L8 159ZM43 157H45V156L43 155L42 158ZM14 158H16V157H14ZM36 158H39V160H37ZM230 158H231V156H230ZM11 160L12 159L10 158V162H16L14 160L13 161H11ZM67 161H69V159ZM137 161H139V160L137 159ZM23 162H22V164H23ZM71 162H73V161H71ZM131 162H128V163L131 164ZM262 162H264V161H262ZM20 163L21 162H19V164ZM28 163H27V165H28ZM12 164L15 165L14 163H12ZM66 164H67V162H66ZM130 164H128V166H130ZM16 165H15V167L17 168ZM27 165L25 166L23 164V166H25V167H27ZM222 165H224V164H221L220 166H222ZM16 168H15V171L17 172ZM46 168H47V170H46ZM51 169L54 170L55 168L54 169L51 168ZM257 170H256V172H257ZM18 171H20V170H18ZM220 171H224V170L220 169ZM201 172H202V170H201ZM201 172H200V175L204 174ZM23 173L24 172L21 171V174H19L20 177L21 176L23 177L26 174V173H24V174ZM49 173L51 174V172H49ZM207 173H209V172H207ZM17 174H18V172H17ZM27 174L24 176V177L27 176L26 179L24 177L23 178L21 177L22 180H20L21 178L18 177V180L21 184H23L21 181H23V182L27 181V178H28ZM51 175L54 176V174H51ZM55 175H56L55 177L57 178L58 175L57 174H55ZM230 176H231V178H229ZM31 177L28 178V181H27L28 184L30 183L29 181L32 180ZM55 177H53V178H55ZM250 177H251V175H250ZM50 178L52 180V176H49L47 179H50ZM228 178L231 179V182ZM29 179H31V180H29ZM35 179H33V180L35 181ZM58 180H56V183L58 182L61 184V182H59ZM48 181L50 182V180H48ZM222 181H224V182H222ZM228 181L230 183H226ZM52 182L54 184H56L54 182V179L50 183H52ZM27 183H25V186H28ZM57 185H59V184H57ZM221 185H220V187H221ZM247 185L248 184H246V186ZM17 186H19V184H17ZM22 186L24 187V184ZM54 186H56V185H54ZM63 186H64V184L61 187H63ZM70 186H71V184H70ZM20 187L21 186H19V188ZM23 187L21 189H25V187L24 188ZM211 187H212V189H211ZM27 188L29 189V186L26 187V189ZM32 188H33V190H32ZM64 188H65V186H64ZM84 189H87V191H88L87 196H86V194H84ZM201 189H202V187H201ZM201 189H199L200 192H201ZM210 189L213 190L212 184L210 186ZM27 190H26V192H27ZM63 191H66V190H63ZM49 193H51V191ZM212 193H214V191H212ZM62 195H60V196L64 197V195L63 196ZM49 198L47 197L48 200H49ZM99 198L101 199V197H99ZM35 199H33L34 202L36 201ZM64 200H66V199L63 198V201ZM108 204H110V203H108ZM56 208H55V210H56ZM116 209H117V207H116ZM116 209H114V207H113V210H116ZM224 211H226V210L224 209ZM228 211L229 210H227V212ZM53 212H54V210H53ZM56 215H59V214L57 213ZM103 215H105V214H103ZM226 215H228V214H226ZM102 219H105V218H102ZM102 221H104V220H102ZM107 221H108V219L104 222H107ZM48 224H50V223H48ZM98 224L100 225V222ZM102 224H104V223H101V225H100L102 231L100 230V228H99V230L101 231L102 234H104L106 227L103 226ZM105 225H107V224L105 223ZM47 227H50V226H47ZM72 227L74 230H70V228H72ZM39 229H40L39 230V233H40V231L43 230L44 227H40ZM7 232H9V231H7ZM43 232H44V230H43ZM13 234H16V233H13ZM17 235H19V234H17ZM12 236L13 235L11 233L10 239ZM19 239H21V238H19ZM11 241H12V239H11ZM16 241L19 243L21 242L20 240H18V238L15 239L14 242L16 243ZM39 241H41V238ZM1 242L4 245V248H6L5 247L6 245L4 244L5 242H3V240L0 241V247L3 246V245L1 246ZM41 243L39 244L38 242L32 241V243H30V245L28 244L29 245V251L28 252L25 251V247L24 248L22 247L23 253H24L23 254L24 258H26V259L23 258V260H25V261L26 260H28V261L36 260V256H35L36 253L35 252L38 251L40 246H42ZM25 244H27V243H25ZM20 245L22 246L21 243H20ZM252 247H253V249L250 251H249L250 248L248 247V249L247 248H241L243 250L244 249H246V250H244V251L240 250V252H239V251H235L236 249H234L230 244H228L226 242L223 251L225 250V253H227V254L221 258H224L223 261L224 262L226 261L227 264H240L239 261H241V260H237L236 257L237 256L239 257L241 255H242V257H240V258L247 256V257H249V258H247L248 262L252 261L253 259L251 260V258L254 256V254L258 253V251H259L258 247H255L253 245H252ZM259 247H261V246H259ZM4 248L3 249L1 248V250L3 251ZM41 248H43V246ZM17 249H19V248H17ZM260 249L262 252V248H260ZM8 251H10V250H8ZM42 251H41V253H43ZM19 252L21 253V251H19ZM4 253H5V251H4ZM6 253H7V250H6ZM14 254L17 255L18 252L17 253L13 252V254H12V251H11V254H8L6 256V258L4 259L5 263H3V264H18L17 259L15 258L17 256H13ZM259 254L261 255V253H259ZM38 256H39V254H38ZM40 256H41V254H40ZM76 256H77V258H76ZM256 256H259V255H255V257ZM255 257H253V258L256 259ZM187 258H189V259H186L188 261L187 262L188 264H196V262L192 261V259H190V257H187ZM1 260H3V258ZM39 260H40V258H39ZM256 260H258V259H256ZM40 261L38 264H47V263H44L43 261L40 263ZM173 261H174V264L179 263L177 261V259H173L172 262ZM258 261L260 262V260H258ZM262 261H263V259H262ZM65 262H64V264H65ZM168 262L170 263L171 261H168ZM172 262L170 264H173ZM260 263H262V262H260ZM32 264H35V263L32 262ZM165 264H167V262Z\"/></svg>",
	"mask_w": 264,
	"mask_h": 264
}]
</instances>
